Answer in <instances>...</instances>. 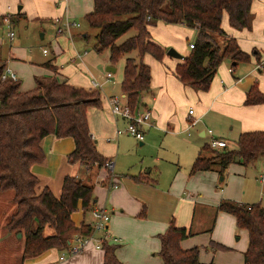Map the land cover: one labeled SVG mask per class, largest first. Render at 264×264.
Returning a JSON list of instances; mask_svg holds the SVG:
<instances>
[{
  "label": "crops",
  "instance_id": "obj_1",
  "mask_svg": "<svg viewBox=\"0 0 264 264\" xmlns=\"http://www.w3.org/2000/svg\"><path fill=\"white\" fill-rule=\"evenodd\" d=\"M92 4L93 0H0V63L16 75L21 91L31 89L35 77L44 76L89 88L90 79L95 77L86 75L90 72L86 70L84 60H95V56H89L85 51L80 53L78 47L75 48L80 38L87 37V34H79L75 26L60 34H56L55 29L58 22L64 23L65 20L80 24L92 11ZM12 14L17 16V24L38 23V29L42 31L40 39L45 37L44 29H48L47 48L39 45L40 50L33 47L30 51L20 45L18 38L17 43L12 44L13 38L9 39L6 31L2 36V18ZM249 19L247 27L236 29L228 24L227 16L223 14L221 28L234 38L249 59L237 62L223 59L204 90L181 82L174 74V67L181 59L165 53L169 46L181 52L184 45L180 36L190 34L193 28L162 21L148 28L150 39L165 52L161 60L150 54L141 58L150 69V92L143 98L141 105H144L140 110L150 109L152 126L144 127V139L137 143L144 145L150 133L147 143L157 137V147L169 152L168 159L161 157L158 151L149 160L154 166L149 167L142 154L137 155L133 149L125 147L120 137H128V134L115 135V128L125 122L120 118L121 121L116 122L104 112L101 104L100 107H88L86 119L96 149L113 163L111 177L105 166L93 164L87 168L79 162H67L66 155L74 146L71 137L50 134L41 139L44 157L30 166V171L37 177L35 193L48 188L58 197L66 175L91 184L93 198L89 208L84 211L78 203L70 218L76 228L82 224L90 227L91 210L103 208L109 215L106 232L97 231L95 236L102 238L106 234L105 240L116 245L114 253L122 264H163L157 254L160 249L158 235L165 231L171 220L175 227L189 232L179 241V246L182 249L196 247L200 262L243 264L247 232L236 226L233 215L218 210L217 205L221 200L246 203L243 200L247 192L245 181L249 163L246 166L229 163L221 171L217 167L194 173L189 170L210 137L222 139L225 142L223 148L227 149L229 142L236 146L241 132L264 130V102L244 103L245 94L252 86L264 94V0H252ZM33 45L37 47L36 43ZM73 58L78 61L72 66L68 60L73 61ZM102 59L104 64L108 62L105 56ZM45 62L56 69L51 70L44 65ZM112 65L114 63L106 65L114 68L109 69L111 76L108 79L104 76V81L111 84L114 81L110 78L117 71ZM189 108H192V114L187 113ZM194 119L195 123L190 124ZM110 178L115 187L108 188ZM6 232L8 234L0 236V242L6 243V247L7 243L15 245L13 240L19 238L17 234ZM77 237L79 235L73 233L69 243L75 244ZM95 245V241H90L80 252L64 260L59 257L65 256L67 249L51 247L36 255H21L18 261H0V264H102L103 250Z\"/></svg>",
  "mask_w": 264,
  "mask_h": 264
},
{
  "label": "trees",
  "instance_id": "obj_2",
  "mask_svg": "<svg viewBox=\"0 0 264 264\" xmlns=\"http://www.w3.org/2000/svg\"><path fill=\"white\" fill-rule=\"evenodd\" d=\"M252 0H93L92 11L84 22L98 29L94 50L108 51L111 64L132 50L139 60L126 57L122 68L120 90L126 94L130 108H141V102L150 92V69L141 61L144 54L161 60L165 49L150 39L148 28L157 21L183 24L193 28L195 40L187 55L174 67L175 76L196 89H206L223 59L247 61L234 38L221 28L225 13L228 24L236 29L249 25ZM16 15L20 16L19 13ZM134 34L120 43L116 40L126 31ZM215 36L221 37L217 40ZM51 70L56 68L44 63ZM0 63V74L3 71ZM264 102V94L252 86L245 94L244 103ZM88 107H100L97 90L59 82L54 76L35 77L34 86L19 89L18 81L0 79V191L11 190L14 211L5 223L8 232L20 233L23 240L22 257L39 254L51 247L68 249L72 234L85 237L88 225L76 228L70 214L78 203L85 211L91 204L92 185L74 176L63 177L58 197L48 188L35 193L37 177L30 171L33 163L42 161L40 147L46 135L71 137L73 149L66 155L69 163L79 162L91 167L94 162L103 166L108 159L96 149L90 137L86 119ZM233 149L202 147L210 157L201 153L193 160L190 173L207 170L218 165L220 171L229 163L246 166L258 155L264 157V130L241 132ZM217 209L234 216L238 228L247 232V246L243 264H264V205L221 200ZM53 233L43 235L44 227ZM189 232L169 221L165 231L158 235L160 249L157 254L163 264H214L198 260L196 247L182 249L179 241ZM102 264H122L115 256L116 245L102 239Z\"/></svg>",
  "mask_w": 264,
  "mask_h": 264
},
{
  "label": "rangeland",
  "instance_id": "obj_3",
  "mask_svg": "<svg viewBox=\"0 0 264 264\" xmlns=\"http://www.w3.org/2000/svg\"><path fill=\"white\" fill-rule=\"evenodd\" d=\"M10 20H11V26L10 28L6 27L5 25H2V31L1 35L3 36L4 31L11 30L13 32V39L11 40L12 44L17 43V38L21 40L20 45L25 47L26 49H29L30 51L34 47L35 49H38L39 45L46 46V40L48 37V29H44L45 31V37L43 39H40V34L41 30L38 29V23L35 25L32 24H26V23H16L17 16L16 15H9ZM76 31L80 33L85 32L87 34V37L79 40L80 43H83L80 45L77 44L75 47L81 51L87 52V54L92 55L94 54L95 60H90L88 61L87 59L84 60L85 68L88 70L90 73L87 71V76L89 77L88 74H92L98 81L102 82L101 88L97 89V92L99 93V98L101 99L100 104L103 106L104 112L107 114V103H106V97L109 96V94H114L118 96L121 93L120 90V80H119V74H120V67L121 64L124 63V60L126 57H132L136 61L139 60V57L137 55L136 50H132L129 53L124 54L121 56L114 65L113 67L117 68V71L112 74V77L110 78L111 80L114 81L113 84L110 82L104 81V74L106 71V65H110L109 60L106 64H104L102 57L105 56V58H108V51L105 49L101 52H96L94 50V44L96 41V34L98 32V29L95 27H90L88 26L84 21H80V24L78 23V26H75ZM183 30V29H182ZM187 33V31H186ZM134 31L132 29L126 31L124 34H122L117 40L116 43H120L129 36L133 35ZM20 37V38H19ZM33 37V39H31ZM217 40H220L221 37L215 36ZM181 43H183L184 47L181 48V53L182 55H186L189 51L190 48L188 47L189 42H194L195 40V31H191L190 34L181 35L180 36ZM9 40L6 42L8 43ZM9 41V43H11ZM36 43L37 47L34 46L33 44ZM172 47V46H169ZM168 47V48H169ZM8 44H6L5 50H7ZM40 48V47H39ZM40 50V49H38ZM183 51V52H182ZM49 53V52H48ZM73 61L68 62L73 66L75 63H77L78 59L73 58ZM85 70V69H84ZM96 91V89H94ZM145 97V96H144ZM105 103V107H104ZM150 107V106H149ZM115 120V118H114ZM120 119H116L115 121L117 122ZM121 121V120H120ZM118 128L124 129L125 128V123L124 124H119L117 126ZM152 131V129H150ZM149 131V132H151ZM130 136V135H129ZM127 137V136H121V140L124 143L125 147L129 149H133V152L137 155H143L149 163V167L154 166L152 164V161L150 162L149 160L156 155V153L159 151L160 156L163 158H169L170 154L167 151H160L157 147V137L153 138L151 143H147V139L150 136V133H148L147 137L145 138V144L139 146L137 141L133 137ZM125 140V141H124ZM230 148H235L234 144H230V142L227 144V149ZM167 152V153H166ZM203 156L205 157H210L211 153L209 151H203L201 152ZM255 161V162H254ZM253 164V165H252ZM219 167L218 165H215ZM252 166V167H251ZM248 179L245 181V189H247V192L245 193V199L243 200L244 202L248 203H255V202H260L261 205H264V182L259 181V175L264 172V157L258 155L252 162L249 163L248 166ZM153 169V168H151ZM13 193L11 190H6V191H0V236L3 234H6L7 230L5 228V223L8 220L10 214L14 211L15 208V203L12 199ZM42 233L44 235L51 234L52 229L51 227H44ZM8 234V233H7ZM13 235V234H12ZM238 236L240 233L237 234ZM14 244L7 243L8 247H6V243L3 241L0 242V261H4L5 263L7 262H13L15 259L17 261L20 259L22 253H21V246L23 244V240L21 237L19 238H14L13 240ZM14 259V260H13Z\"/></svg>",
  "mask_w": 264,
  "mask_h": 264
},
{
  "label": "built area",
  "instance_id": "obj_4",
  "mask_svg": "<svg viewBox=\"0 0 264 264\" xmlns=\"http://www.w3.org/2000/svg\"><path fill=\"white\" fill-rule=\"evenodd\" d=\"M56 21H59L56 19ZM3 24L10 28L11 26V20L9 15H5L2 18ZM70 26H78L77 22H69L68 20H65L64 23H59L56 26L55 33L60 34L64 29H68ZM6 35L9 39L13 38V32L11 30H8L6 32ZM188 47H193V42L188 43ZM46 50L43 49V52ZM111 76L110 71H106L105 77L108 79ZM9 78L13 81L17 80L16 75L8 68L4 67L2 73L0 74V79H6ZM101 83L97 81L95 78H91L89 81V88L91 89H99L101 88ZM106 103H107V112L108 114L115 120L117 118L122 119L125 122V128L121 129L116 127L114 130L115 135H119L121 133H126L130 136H132L136 141L140 142L144 139V127H150L152 126L151 122V111L150 109L144 108L140 110V108H130V106L127 104L126 101V94L120 93L118 96L116 95H109L106 97ZM188 114H192L193 110L192 108H189L187 110ZM195 119L190 122V124L195 123ZM90 137L93 139V137L90 134ZM208 146L212 149H220L225 147V142L222 139L210 137L208 140ZM94 164H96L94 162ZM103 166H105L109 172L110 177L112 173L113 163L109 160L105 161ZM259 181L264 182V172H262L259 175ZM116 184L111 181V178L108 181V188L115 187ZM91 216H92V223L90 225V233L86 235L85 237H77L75 244H69V248L67 249V254L65 256H60V260H64L67 256H73L81 251V249L90 241L96 242V247H100V241L102 239H105L106 234L102 238H98L95 236V233L97 231H105L107 228V221L109 218L108 213L103 208H93L91 210Z\"/></svg>",
  "mask_w": 264,
  "mask_h": 264
},
{
  "label": "water",
  "instance_id": "obj_5",
  "mask_svg": "<svg viewBox=\"0 0 264 264\" xmlns=\"http://www.w3.org/2000/svg\"><path fill=\"white\" fill-rule=\"evenodd\" d=\"M19 6L17 7V10H19ZM40 38H42V34H40ZM168 56L177 58V59H182L183 55L181 53H179L178 51H176L174 48L169 47L166 49L165 52ZM107 71H109V69L114 70V68L110 67V66H106ZM17 237H20V233H17Z\"/></svg>",
  "mask_w": 264,
  "mask_h": 264
}]
</instances>
